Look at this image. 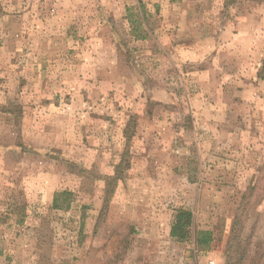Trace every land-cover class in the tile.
<instances>
[{"label": "rangeland", "instance_id": "1", "mask_svg": "<svg viewBox=\"0 0 264 264\" xmlns=\"http://www.w3.org/2000/svg\"><path fill=\"white\" fill-rule=\"evenodd\" d=\"M226 1L204 18L250 16L243 38L188 59L180 0H0V264H236L264 246V0Z\"/></svg>", "mask_w": 264, "mask_h": 264}, {"label": "crops", "instance_id": "2", "mask_svg": "<svg viewBox=\"0 0 264 264\" xmlns=\"http://www.w3.org/2000/svg\"><path fill=\"white\" fill-rule=\"evenodd\" d=\"M176 5H173L171 7L174 8L175 11L171 12L172 14H170V16H173L171 20L174 21V23L178 22V31L181 34L180 38L182 40V43H180V47L177 48L179 49L178 54L183 57L186 56L187 58L193 56L196 58H198L197 56H199L200 58L201 56L204 57L205 55L216 52L217 54H223L222 52H229L234 50L233 41L241 37L243 38V32H241V35L238 36V34H236V32L234 31L235 25L242 24L243 22L248 21L250 17L240 16L236 17L234 20L224 19L225 22L219 29V31L214 32V30L211 29V26H209V22H211L212 24H215V22L213 20H209L208 18H204V11L207 8L226 10L228 8L226 0H180V4H178L177 6ZM194 21H199V23H195ZM239 29H241V27ZM213 38L221 40L220 42H218L217 46H214V41L210 43L208 42ZM258 39H262L261 35H259ZM204 40L207 41L204 42ZM237 50H235V52L239 54ZM255 51L256 49L253 50V48L250 47L247 54H252L253 52V54L255 55ZM231 70L232 69L229 67V64H227L225 76H229V72ZM215 73H217V71L215 68H213L212 70L206 72H195L193 76L197 79V81L199 79L200 82H203L204 84L206 82L205 80H209L207 79V77L214 78ZM204 78L206 79L203 80ZM213 101L215 102L216 100ZM220 114V110L216 111L214 112L212 118L218 119L221 117Z\"/></svg>", "mask_w": 264, "mask_h": 264}, {"label": "trees", "instance_id": "3", "mask_svg": "<svg viewBox=\"0 0 264 264\" xmlns=\"http://www.w3.org/2000/svg\"><path fill=\"white\" fill-rule=\"evenodd\" d=\"M71 195L69 191H61L57 192L55 198L53 199V207L55 209H69L71 206V201L67 200L65 205L59 203V197ZM193 225V212L191 210H187L181 208L176 211L174 215V220L171 226L170 235L173 238L178 239L179 241H184L189 238L191 233V227ZM213 235L211 231L200 230L197 231L196 236V246L198 249H209L210 244L213 242ZM262 242L258 243L257 249L249 255V249H245L243 254L240 256L238 263L236 264H245L244 261L248 258V261H251V264H264V246H262ZM231 248V246H230ZM236 251H239V245H237ZM231 258V257H230ZM263 260V261H262ZM226 264H233L230 261L226 262ZM235 264V263H234Z\"/></svg>", "mask_w": 264, "mask_h": 264}]
</instances>
